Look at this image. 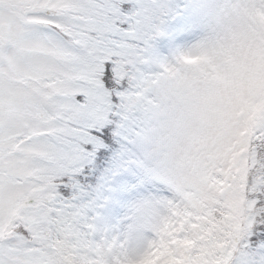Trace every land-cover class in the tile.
<instances>
[{
	"label": "snow or ice",
	"instance_id": "obj_1",
	"mask_svg": "<svg viewBox=\"0 0 264 264\" xmlns=\"http://www.w3.org/2000/svg\"><path fill=\"white\" fill-rule=\"evenodd\" d=\"M0 264H264V0H0Z\"/></svg>",
	"mask_w": 264,
	"mask_h": 264
}]
</instances>
